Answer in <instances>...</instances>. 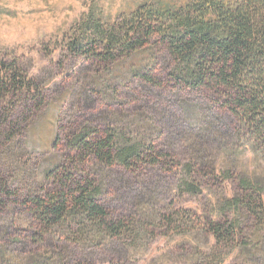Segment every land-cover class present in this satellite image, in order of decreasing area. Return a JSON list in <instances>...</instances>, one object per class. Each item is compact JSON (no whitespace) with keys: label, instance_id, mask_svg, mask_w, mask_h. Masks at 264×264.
Returning <instances> with one entry per match:
<instances>
[{"label":"rangeland","instance_id":"374dc122","mask_svg":"<svg viewBox=\"0 0 264 264\" xmlns=\"http://www.w3.org/2000/svg\"><path fill=\"white\" fill-rule=\"evenodd\" d=\"M187 1L0 0V63L14 65L40 91L35 101L16 103L11 116L30 114L27 125L0 146V264H47L50 258L201 264L198 255L207 253L214 240L196 227L222 216L238 222L241 231L239 248L224 264H264V238L236 181L257 179L264 166L246 147H238L232 118L208 96L191 95L171 81L172 63L161 49L113 64L67 49L71 29L91 9L112 24L142 5L173 8ZM27 103L33 106L30 112ZM83 130L94 138L113 130L131 139L141 135L143 144L160 154L158 164L125 169L76 159L69 141ZM58 166L74 177H89L111 219H128L135 225L131 231L96 247L75 244L61 228L39 232L23 205L54 191ZM228 169L232 179L225 180ZM183 180L200 192L181 193Z\"/></svg>","mask_w":264,"mask_h":264},{"label":"trees","instance_id":"16d2710c","mask_svg":"<svg viewBox=\"0 0 264 264\" xmlns=\"http://www.w3.org/2000/svg\"><path fill=\"white\" fill-rule=\"evenodd\" d=\"M70 33L67 49L72 55L92 57L102 64L158 49L165 51L172 63L170 80L191 95L208 96L228 114L235 123L238 147H246L257 165L264 166V0H188L173 8L142 5L112 24L103 23L91 9ZM39 95L33 81L22 76L19 69L0 63V146L11 143L27 125L30 114L11 116L16 103L35 101ZM26 107L27 112L33 108L28 103ZM143 139L141 135L131 139L122 130L94 138L83 130L71 138L69 146L76 159L85 162L92 159L125 169L158 164L156 157L160 154L146 147ZM186 169L189 176L190 166ZM229 174L228 169L225 180L232 179ZM54 178L57 186L52 193L45 192L23 205L29 208L32 223L43 235L61 228L75 244L96 247L105 240L122 238L135 226L128 219H111L101 205L100 191L89 177H74L58 166ZM236 181L249 200L245 208L257 234L264 238V174ZM179 190L190 195L200 192L198 185L187 180L181 181ZM200 227L214 240L207 253L198 255L201 264H224L239 248L238 222L222 216L219 221L209 220L196 228ZM47 264L91 263L50 258Z\"/></svg>","mask_w":264,"mask_h":264}]
</instances>
